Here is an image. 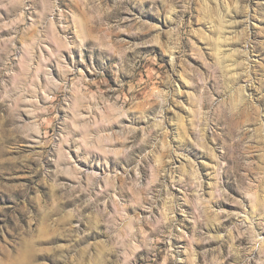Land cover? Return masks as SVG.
I'll return each mask as SVG.
<instances>
[{
	"label": "rangeland",
	"instance_id": "1",
	"mask_svg": "<svg viewBox=\"0 0 264 264\" xmlns=\"http://www.w3.org/2000/svg\"><path fill=\"white\" fill-rule=\"evenodd\" d=\"M0 264H264V0H0Z\"/></svg>",
	"mask_w": 264,
	"mask_h": 264
},
{
	"label": "bare ground",
	"instance_id": "2",
	"mask_svg": "<svg viewBox=\"0 0 264 264\" xmlns=\"http://www.w3.org/2000/svg\"><path fill=\"white\" fill-rule=\"evenodd\" d=\"M225 42V41H224ZM174 62V61H173Z\"/></svg>",
	"mask_w": 264,
	"mask_h": 264
}]
</instances>
